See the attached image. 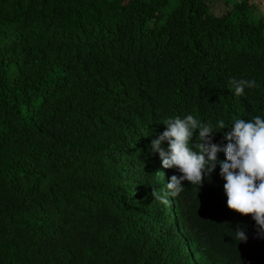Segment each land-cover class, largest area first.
<instances>
[{"label": "trees", "instance_id": "obj_1", "mask_svg": "<svg viewBox=\"0 0 264 264\" xmlns=\"http://www.w3.org/2000/svg\"><path fill=\"white\" fill-rule=\"evenodd\" d=\"M252 9L0 0V264H264V237L227 209L218 165L168 205L151 195L178 175L149 152L166 119L264 117ZM233 79L259 87L235 96Z\"/></svg>", "mask_w": 264, "mask_h": 264}, {"label": "clouds", "instance_id": "obj_2", "mask_svg": "<svg viewBox=\"0 0 264 264\" xmlns=\"http://www.w3.org/2000/svg\"><path fill=\"white\" fill-rule=\"evenodd\" d=\"M230 85L235 96L242 95L245 88L259 87L254 79H233ZM163 125V131L150 140L149 152L157 156L164 169H175L178 175L168 178L163 191L153 189L152 198L168 205L170 197H178L185 190L182 181L198 189L218 165L227 209L249 215L257 235L264 237V117L236 118L230 126L218 120L213 126L187 114L170 117ZM222 129H228L222 134L224 143H213V134ZM217 153H223L224 159L217 160ZM233 234L236 242L247 239L239 226Z\"/></svg>", "mask_w": 264, "mask_h": 264}, {"label": "rangeland", "instance_id": "obj_3", "mask_svg": "<svg viewBox=\"0 0 264 264\" xmlns=\"http://www.w3.org/2000/svg\"><path fill=\"white\" fill-rule=\"evenodd\" d=\"M240 0H205L210 12L218 14L223 13L232 8V4ZM253 5V9L250 10V15L254 19L262 18L264 20V9L260 8V4H256V0H248Z\"/></svg>", "mask_w": 264, "mask_h": 264}, {"label": "crops", "instance_id": "obj_4", "mask_svg": "<svg viewBox=\"0 0 264 264\" xmlns=\"http://www.w3.org/2000/svg\"><path fill=\"white\" fill-rule=\"evenodd\" d=\"M256 2V4H260V8L262 7L264 9V0H256Z\"/></svg>", "mask_w": 264, "mask_h": 264}]
</instances>
